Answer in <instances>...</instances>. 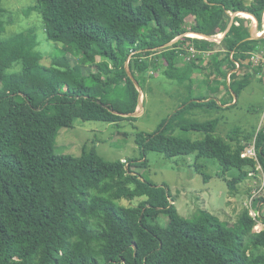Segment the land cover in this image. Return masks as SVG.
Segmentation results:
<instances>
[{"label":"trees","instance_id":"16d2710c","mask_svg":"<svg viewBox=\"0 0 264 264\" xmlns=\"http://www.w3.org/2000/svg\"><path fill=\"white\" fill-rule=\"evenodd\" d=\"M35 1L31 11L42 15L48 40L60 46L45 66L34 31L0 39V264H264V228L255 231L264 216L255 219L246 208L234 224L206 210L179 219L168 185L134 170L147 159L136 165L106 161L95 150L78 157L54 152L60 130L76 120H136L140 95L131 74L142 87L146 58L161 54L165 76L189 95L156 131L136 135L142 159L153 151L217 160L224 174L238 172L228 181L232 193L252 174L264 176V125L244 139L240 128L223 137L219 119L192 117L231 109L234 97L263 74L251 52L264 49V38L251 39L245 18L252 14L263 31L264 0ZM239 12L245 18L233 19ZM191 21L196 24L188 27ZM188 33L225 35L226 51L205 61L211 94L197 96L192 89L190 74L202 58L191 49L215 44L192 37L174 42ZM185 57L190 63L182 69ZM15 65H22L20 72H10ZM177 130L204 137L184 139ZM252 138L257 160L242 156ZM197 171L205 182L211 179L203 165ZM122 200L139 202L127 207ZM162 214L170 216V226L151 223Z\"/></svg>","mask_w":264,"mask_h":264},{"label":"rangeland","instance_id":"374dc122","mask_svg":"<svg viewBox=\"0 0 264 264\" xmlns=\"http://www.w3.org/2000/svg\"><path fill=\"white\" fill-rule=\"evenodd\" d=\"M35 0H3L0 2L2 11L0 18V39H9L17 34L32 30L38 37V50L42 53L39 62L50 66L52 58L60 45L49 41L42 15L31 11ZM235 15V14H234ZM233 15V16H234ZM251 20V18H249ZM254 20V19H253ZM254 21H250V27L254 28ZM194 21L187 24L188 27L195 25ZM252 25V26H251ZM189 34V33H188ZM186 36H182L184 38ZM209 40L215 45L202 52L196 50L193 55L201 56L198 61L199 70L192 71L190 76L196 80L193 91L197 96L203 92L211 94L213 91L207 86L209 82L205 61L210 56L225 52L226 45L221 37L212 36ZM195 38V37H192ZM206 39V38H205ZM208 40V39H206ZM193 58V57H192ZM76 60V58L74 59ZM150 68L143 74L146 83L139 87L140 105L136 112V120H124L118 124L98 121L76 120L72 127L62 128L54 147L57 155L81 156L84 151L95 150L106 161H130L136 165L147 159V166H136L134 170L142 177L161 186L168 185L172 196L175 198L179 219L193 220L200 210H206L220 218L223 222L234 224L238 221L240 214L248 208L251 197L255 196L253 212L258 216H264V177L262 172L252 174L249 179L237 186V191H229L228 181L235 177L238 172L231 170L224 174L219 162L214 159H196L195 156H179L168 158L159 152L149 151L146 158L142 159L139 146L136 143L138 133L154 132L159 125L171 117L174 111L185 101L189 95L186 86L177 80H170L165 76L166 63L161 54L146 58ZM155 63L152 66V63ZM183 68L188 67L189 57H185ZM22 65H15L10 72H20ZM84 74L89 75L90 68H84ZM229 75V74H228ZM239 76L236 75V78ZM259 78L262 80L259 81ZM233 80V79H232ZM232 81H228L231 84ZM209 85V84H208ZM221 86L219 82L215 87ZM203 92H202V91ZM218 104H221L218 102ZM237 104V105H236ZM228 107L227 105H223ZM231 109H207L193 113V118L199 121L219 119L218 134L227 137L236 128L241 129V137L244 139L248 134L255 135L264 125V71L258 77H254L253 83L234 102H230ZM177 137L200 140L204 135L200 132H184L177 130ZM254 138L250 140L252 145ZM203 165L206 173L211 177L205 182L204 176L197 171V165ZM139 201L129 202L122 200L121 205L130 207L137 206ZM259 207V208H258ZM161 226H170V216L162 214L156 222ZM264 225L260 222L255 231L263 230Z\"/></svg>","mask_w":264,"mask_h":264},{"label":"built area","instance_id":"2783aa9c","mask_svg":"<svg viewBox=\"0 0 264 264\" xmlns=\"http://www.w3.org/2000/svg\"><path fill=\"white\" fill-rule=\"evenodd\" d=\"M246 2L248 3H251V2H254L256 0H245ZM245 12H239L237 13L239 16L245 18L244 16H242L241 14H243ZM249 14V13H248ZM252 15V14H251ZM253 17V16H252ZM247 20H250L249 18H245ZM254 19V20H253ZM252 21H257L256 18H251ZM264 34V28H263V31L259 32V35H262ZM222 35V34H221ZM221 35H216L218 37H221ZM186 37H192L190 36L189 34L186 35ZM204 38V37H202ZM191 52L192 54L196 53V50L194 48L191 49ZM199 52H202V51H199ZM194 57V55H193ZM190 59V58H189ZM251 60L252 62L254 63L255 66H263L264 67V49H261V48H258L254 51L251 52ZM228 81L230 82L231 81V73L228 75ZM243 157H248V158H252V159H255L257 160V149H256V144H255V140L253 142L252 145L249 146V148L243 153L242 155ZM264 177V176H263ZM255 201H256V198L255 196H252L251 197V201L249 202V206H248V209L250 210V215L253 217V218H257L258 215L255 214V212H253V208H254V204H255ZM259 224V223H258ZM257 224V225H258Z\"/></svg>","mask_w":264,"mask_h":264},{"label":"water","instance_id":"95a60500","mask_svg":"<svg viewBox=\"0 0 264 264\" xmlns=\"http://www.w3.org/2000/svg\"><path fill=\"white\" fill-rule=\"evenodd\" d=\"M251 15V14H250ZM236 16H239L237 13L233 16V19L236 17ZM251 16H253V15H251ZM254 17V16H253ZM255 18V17H254ZM195 34H197V33H195ZM187 35V34H186ZM198 35H200V34H198ZM201 36H203L204 38H206V39H208V40H211V39H213L214 37H210V36H204V35H201ZM225 37V35H223V38ZM261 38H264V34H262V35H259V31H257L252 37H251V39H261ZM179 39H181V37H179V38H177L174 42H177ZM173 42V43H174ZM172 43V44H173ZM171 45V44H170ZM131 74V73H130ZM131 77H132V79L134 80V82H135V84L137 85V87H138V83H137V81L135 80V78L133 77V75L131 74ZM139 88V87H138ZM237 98V97H236ZM136 115V113L135 114H133V116H135ZM125 116H129V115H125Z\"/></svg>","mask_w":264,"mask_h":264},{"label":"crops","instance_id":"0c3cea01","mask_svg":"<svg viewBox=\"0 0 264 264\" xmlns=\"http://www.w3.org/2000/svg\"><path fill=\"white\" fill-rule=\"evenodd\" d=\"M249 21H252V20H249ZM254 22H256L257 24H255V26H253L254 28H251L252 29V34L254 35L257 31H259V24H258V21H254ZM252 26V25H251ZM181 67L180 68H182L183 67V63L180 65ZM229 106V105H228Z\"/></svg>","mask_w":264,"mask_h":264},{"label":"bare ground","instance_id":"6f19581e","mask_svg":"<svg viewBox=\"0 0 264 264\" xmlns=\"http://www.w3.org/2000/svg\"><path fill=\"white\" fill-rule=\"evenodd\" d=\"M192 34H195V33H189L190 36L195 37V38H202L203 37V36L198 35V34H195V35H192Z\"/></svg>","mask_w":264,"mask_h":264}]
</instances>
